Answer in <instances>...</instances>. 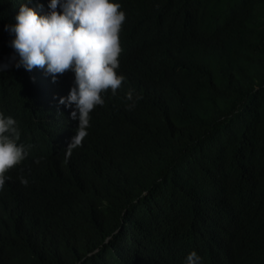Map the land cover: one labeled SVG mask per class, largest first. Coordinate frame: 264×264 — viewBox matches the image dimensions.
Returning <instances> with one entry per match:
<instances>
[{
	"label": "trees",
	"instance_id": "16d2710c",
	"mask_svg": "<svg viewBox=\"0 0 264 264\" xmlns=\"http://www.w3.org/2000/svg\"><path fill=\"white\" fill-rule=\"evenodd\" d=\"M118 2L125 79L65 156L74 75L15 67L4 28L48 0H0V113L28 152L0 188V264H264V0Z\"/></svg>",
	"mask_w": 264,
	"mask_h": 264
},
{
	"label": "clouds",
	"instance_id": "9594fccd",
	"mask_svg": "<svg viewBox=\"0 0 264 264\" xmlns=\"http://www.w3.org/2000/svg\"><path fill=\"white\" fill-rule=\"evenodd\" d=\"M29 3H21L14 23H6L14 66L31 71L40 68L53 82L57 74L71 70L74 85L57 103L69 108V117L77 121L74 135L67 144L65 156L78 147L87 134L90 111L103 105V93L116 94L125 79L115 70L119 67L121 52L119 31L125 19L118 0H48V11L40 12ZM59 8V10H58ZM0 63V72L9 67ZM126 108L135 106L139 97L128 90ZM19 130L12 116L0 113V188L10 177L7 170L18 165L27 156V147L18 143ZM26 184L27 180L21 178ZM183 264H202L199 254L192 250Z\"/></svg>",
	"mask_w": 264,
	"mask_h": 264
}]
</instances>
